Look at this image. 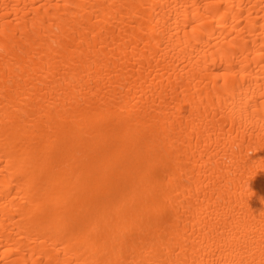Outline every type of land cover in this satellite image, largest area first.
Returning <instances> with one entry per match:
<instances>
[{
    "label": "bare ground",
    "instance_id": "bare-ground-1",
    "mask_svg": "<svg viewBox=\"0 0 264 264\" xmlns=\"http://www.w3.org/2000/svg\"><path fill=\"white\" fill-rule=\"evenodd\" d=\"M0 264H264V0H0Z\"/></svg>",
    "mask_w": 264,
    "mask_h": 264
}]
</instances>
